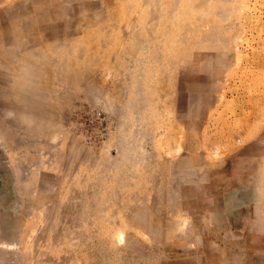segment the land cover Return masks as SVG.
Segmentation results:
<instances>
[{"label": "rangeland", "instance_id": "obj_1", "mask_svg": "<svg viewBox=\"0 0 264 264\" xmlns=\"http://www.w3.org/2000/svg\"><path fill=\"white\" fill-rule=\"evenodd\" d=\"M0 264H264V0H0Z\"/></svg>", "mask_w": 264, "mask_h": 264}]
</instances>
